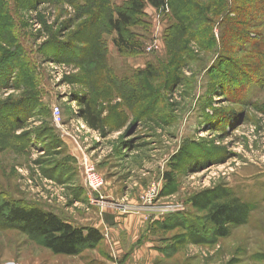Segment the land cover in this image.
<instances>
[{
    "label": "rangeland",
    "instance_id": "rangeland-1",
    "mask_svg": "<svg viewBox=\"0 0 264 264\" xmlns=\"http://www.w3.org/2000/svg\"><path fill=\"white\" fill-rule=\"evenodd\" d=\"M130 1L0 0V202L142 218L151 264H264V0H182L189 32L173 0L146 4L129 29L141 48L121 52L108 18ZM235 201L246 222L214 235L212 208ZM50 252L0 218V264Z\"/></svg>",
    "mask_w": 264,
    "mask_h": 264
},
{
    "label": "trees",
    "instance_id": "trees-1",
    "mask_svg": "<svg viewBox=\"0 0 264 264\" xmlns=\"http://www.w3.org/2000/svg\"><path fill=\"white\" fill-rule=\"evenodd\" d=\"M167 0H131L129 4L117 6L113 14L108 18V25L118 37L115 44L122 51L134 52L141 48L142 44L133 40L130 28L136 24V16L143 12L146 4L154 8H162L167 5ZM182 0H173L171 6L175 8V16L179 23L180 31L189 32V16L181 17L178 14L179 4ZM188 0H183V4ZM116 15V17H115ZM82 117L88 125L96 129L100 119L95 114L92 106L86 105L82 111ZM1 197V192H0ZM199 205V203H197ZM249 215V207L240 202L219 204L212 208L208 222L214 225L212 233L218 237L230 235L231 227L243 225ZM0 218L11 228L29 236L40 243L42 247L50 250L57 256H80L85 250L95 249L104 240L103 234L93 228H78L63 220L58 214L40 207H28L21 202L2 200L0 202ZM167 227L163 224V228Z\"/></svg>",
    "mask_w": 264,
    "mask_h": 264
},
{
    "label": "crops",
    "instance_id": "crops-1",
    "mask_svg": "<svg viewBox=\"0 0 264 264\" xmlns=\"http://www.w3.org/2000/svg\"><path fill=\"white\" fill-rule=\"evenodd\" d=\"M110 213L98 209L93 216L90 215L80 219L75 216H69L67 219L62 218L75 227L93 228L100 231L104 236V240L97 248L85 250L77 257L52 254L54 257L53 264H59L60 261L63 264H77V261L78 264H83L81 260L86 257L85 253L89 252L99 254L101 258L106 259H109V257L110 259L120 258V261L122 259L123 262H121L124 264H151L152 254L149 253V250L154 249L155 246H153L154 239L147 229H144L145 220L139 218L141 221L134 226L136 216H124L116 212Z\"/></svg>",
    "mask_w": 264,
    "mask_h": 264
},
{
    "label": "built area",
    "instance_id": "built-area-1",
    "mask_svg": "<svg viewBox=\"0 0 264 264\" xmlns=\"http://www.w3.org/2000/svg\"><path fill=\"white\" fill-rule=\"evenodd\" d=\"M150 49L152 48L150 47L149 50ZM55 118L60 119L59 109H55ZM84 180H85V184L88 187V189L94 192H99L104 185V179L90 165H87L84 168ZM155 189L156 188L154 186V188H152V191L154 192ZM6 264H22V263L8 262Z\"/></svg>",
    "mask_w": 264,
    "mask_h": 264
}]
</instances>
